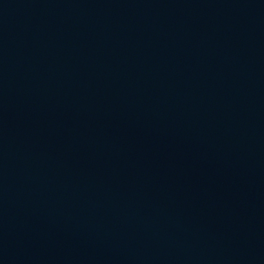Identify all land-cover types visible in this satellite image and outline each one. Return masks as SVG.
Instances as JSON below:
<instances>
[{
  "label": "water",
  "instance_id": "95a60500",
  "mask_svg": "<svg viewBox=\"0 0 264 264\" xmlns=\"http://www.w3.org/2000/svg\"><path fill=\"white\" fill-rule=\"evenodd\" d=\"M0 264H264V0H0Z\"/></svg>",
  "mask_w": 264,
  "mask_h": 264
}]
</instances>
